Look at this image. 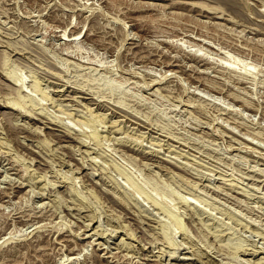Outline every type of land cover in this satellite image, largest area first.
<instances>
[{"label":"rangeland","instance_id":"374dc122","mask_svg":"<svg viewBox=\"0 0 264 264\" xmlns=\"http://www.w3.org/2000/svg\"><path fill=\"white\" fill-rule=\"evenodd\" d=\"M262 263L264 0H0V264Z\"/></svg>","mask_w":264,"mask_h":264},{"label":"bare ground","instance_id":"6f19581e","mask_svg":"<svg viewBox=\"0 0 264 264\" xmlns=\"http://www.w3.org/2000/svg\"><path fill=\"white\" fill-rule=\"evenodd\" d=\"M229 3H230V2H229ZM232 5H233V3H232ZM75 33H77V34H78V32H75ZM77 34H76V35H77ZM5 194H6V193H5ZM262 264H263V263H262Z\"/></svg>","mask_w":264,"mask_h":264}]
</instances>
